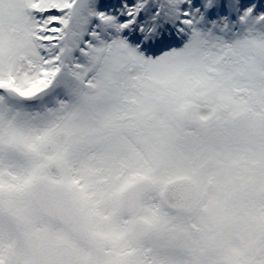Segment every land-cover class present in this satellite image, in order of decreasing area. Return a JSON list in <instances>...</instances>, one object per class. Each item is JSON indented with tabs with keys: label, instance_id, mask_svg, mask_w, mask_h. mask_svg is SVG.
Segmentation results:
<instances>
[{
	"label": "snow or ice",
	"instance_id": "snow-or-ice-1",
	"mask_svg": "<svg viewBox=\"0 0 264 264\" xmlns=\"http://www.w3.org/2000/svg\"><path fill=\"white\" fill-rule=\"evenodd\" d=\"M0 264H264V0H0Z\"/></svg>",
	"mask_w": 264,
	"mask_h": 264
}]
</instances>
